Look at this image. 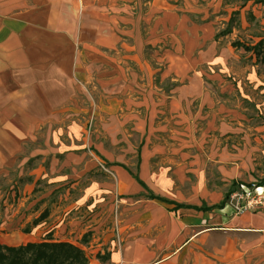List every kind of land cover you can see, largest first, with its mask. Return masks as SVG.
Here are the masks:
<instances>
[{
    "label": "crops",
    "instance_id": "1",
    "mask_svg": "<svg viewBox=\"0 0 264 264\" xmlns=\"http://www.w3.org/2000/svg\"><path fill=\"white\" fill-rule=\"evenodd\" d=\"M177 4L0 0L1 226L19 230L32 203L3 181L41 148L49 198L60 195L49 233L58 210L64 230L87 223L85 209L114 216L98 264H207L206 241L223 230L247 234L236 247L253 246L251 264H264V211L234 215L226 198L236 184L223 195L261 145L240 107L245 65L220 42L215 3L199 24Z\"/></svg>",
    "mask_w": 264,
    "mask_h": 264
},
{
    "label": "rangeland",
    "instance_id": "2",
    "mask_svg": "<svg viewBox=\"0 0 264 264\" xmlns=\"http://www.w3.org/2000/svg\"><path fill=\"white\" fill-rule=\"evenodd\" d=\"M176 1L179 3L177 7H180L178 8L180 13L184 14L187 17L186 19H191L189 23L197 22L198 24L201 22L199 14H206L209 9L213 10L212 7L215 3V13L218 12L220 15L218 16L219 20L214 22V27L217 30V35L222 37L220 42L230 44L232 52L229 59L244 63L246 68L241 74L245 76L246 98L240 101V107L244 108L243 112L245 113L243 114L247 115L246 129H258V131L256 130L257 134L254 136L260 140L258 146L261 145L255 151L257 155L255 164L248 172H245L246 175L236 176L230 180L228 182L229 186L223 188V195L233 184H236L235 186L241 185V183L238 184L240 181H245L243 185L253 183L261 185L263 184L261 179L264 177V0H213L212 6L210 5L212 0L210 2L199 0L197 6L196 0ZM224 15H227L228 19H222ZM253 46H255L254 49H252ZM247 47L251 48L248 49ZM240 111L242 110H239V115H241ZM44 143L46 144L47 141H44ZM45 144H43V147L46 149L43 150H47ZM31 152L37 154V156L27 161L24 166L22 163L17 170H13L1 185L3 190L10 192L9 195H12V186H16V189L21 188L22 191L25 190L27 195H23V197L27 198L24 200L20 198V200L25 201L26 204L32 201L29 205L30 210L25 212V216L20 221V226H18L20 231H16L12 227H6V225L1 226L2 218H0V242L16 246L29 241L49 240V238H52L51 240L56 239L55 241H69L84 249L89 264H98L99 255L97 256V253L100 251L99 246H96L99 242L98 237L103 234H108V238L113 237L111 227L115 224L114 216L111 221V215L106 213V209L101 210L97 207L94 210L92 208L89 213H87L88 209H85L83 212H86L85 220L88 222L82 223L81 227L78 226L76 229L64 230L62 224H60L63 215L58 210L51 218L54 226H51L53 229L49 233V210L51 211L53 203L60 201V195L58 193V198H52L53 195L50 196L51 199L49 198V158L47 156L49 151H41V148H39ZM28 181L30 183L26 184ZM22 191L20 192L22 193ZM60 194L62 195L61 192ZM104 200L107 201V199ZM70 201L71 199H64L62 196L61 207ZM52 210H55V207ZM26 218L30 220L26 222ZM64 219L67 220V218ZM22 231L25 233L24 235L20 233ZM114 232L116 233V229ZM83 233H85L84 236H82ZM149 234L150 236H156L158 232L157 230H151ZM210 236L209 240L206 241L207 246L202 251L204 258L207 256L209 260L207 264H238V258L233 259L231 257L239 254L237 248H242L239 251L244 259L242 264H251L250 255H252L254 247L248 243L236 247L238 245L236 241L241 242L244 238L245 241L242 242H247L250 239L247 234L241 237L223 230L211 233ZM189 254L190 251L187 250L186 256H189ZM200 264H203L202 261Z\"/></svg>",
    "mask_w": 264,
    "mask_h": 264
},
{
    "label": "trees",
    "instance_id": "3",
    "mask_svg": "<svg viewBox=\"0 0 264 264\" xmlns=\"http://www.w3.org/2000/svg\"><path fill=\"white\" fill-rule=\"evenodd\" d=\"M0 264H89V262L84 249L79 245L49 239L29 241L16 246L0 242Z\"/></svg>",
    "mask_w": 264,
    "mask_h": 264
},
{
    "label": "built area",
    "instance_id": "4",
    "mask_svg": "<svg viewBox=\"0 0 264 264\" xmlns=\"http://www.w3.org/2000/svg\"><path fill=\"white\" fill-rule=\"evenodd\" d=\"M226 205L234 215L246 211H264V188L255 183L235 186L227 194Z\"/></svg>",
    "mask_w": 264,
    "mask_h": 264
}]
</instances>
